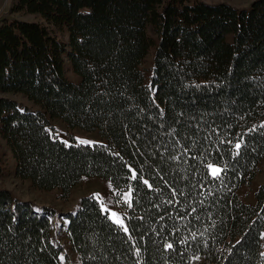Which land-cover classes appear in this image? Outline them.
<instances>
[{
    "label": "trees",
    "instance_id": "16d2710c",
    "mask_svg": "<svg viewBox=\"0 0 264 264\" xmlns=\"http://www.w3.org/2000/svg\"><path fill=\"white\" fill-rule=\"evenodd\" d=\"M9 12L33 17L0 22L15 177L62 199L87 176L129 194L127 232L92 195L62 215L76 264H264V183L252 204L237 193L264 158V0H12ZM55 118L105 142L66 144ZM55 216L0 189V264H62Z\"/></svg>",
    "mask_w": 264,
    "mask_h": 264
},
{
    "label": "rangeland",
    "instance_id": "374dc122",
    "mask_svg": "<svg viewBox=\"0 0 264 264\" xmlns=\"http://www.w3.org/2000/svg\"><path fill=\"white\" fill-rule=\"evenodd\" d=\"M206 3H227L237 9H248L250 3L254 0H202ZM12 0H0V22L2 19L17 17L20 19L31 20L33 17L31 15H11L9 12V7ZM152 54L153 49L147 54L146 58L142 63V70L145 77H148L150 70L152 68ZM66 77L72 81L77 82L79 77H77L72 70L66 64ZM1 96H8L16 100L20 105L27 106L34 110V106L23 96L18 94H4ZM51 130L59 139L66 144L80 143L81 140L90 141V144L94 143H104L105 140L99 135L97 131H86L80 128H68L64 122L59 119H51L50 121ZM1 149L4 153L2 156L3 164L0 167V189L9 190L13 196L21 201H31L40 207H50L56 213L52 219L54 223V239L57 244L62 249L61 259L62 264H76V255L72 252L68 241L65 238L64 227L66 225L64 221L63 214L67 212L74 211L78 205V201L81 197L92 195L97 198L103 210H105L110 219L122 226L124 229L127 227L125 214L129 202V194L123 192L116 196L115 191L112 189L109 180L97 177V176H87L76 184L71 192L68 199L60 198V191L54 190L51 192L38 191L32 187L28 180H20L14 175V161L9 153L4 142L0 139ZM216 167L213 165V168ZM212 170V168H211ZM213 172V170H212ZM264 183V158L261 160L257 167L256 174L254 178L249 182L240 187L237 191L238 196L246 203L254 202V192L259 185ZM112 213H116V216H112Z\"/></svg>",
    "mask_w": 264,
    "mask_h": 264
},
{
    "label": "snow or ice",
    "instance_id": "6c2138e0",
    "mask_svg": "<svg viewBox=\"0 0 264 264\" xmlns=\"http://www.w3.org/2000/svg\"><path fill=\"white\" fill-rule=\"evenodd\" d=\"M80 143L87 145V144H90L91 142L90 141H86V140H81ZM235 148L237 149V153L236 154L239 155V149L241 148V143H237L235 145ZM208 167L209 168H212L214 176L217 175L219 172L223 171L222 169L213 168V166L211 164H209ZM133 176L135 177V172H133ZM144 183L147 184L148 181L145 180ZM129 206L131 207V204H129ZM111 215L112 216H116L117 214L116 213H112ZM124 231L125 232L128 231L127 227L124 228ZM166 247L168 249H172L173 248V245L171 243H169V244H167ZM137 254H139V252H137ZM61 259H63V257H61Z\"/></svg>",
    "mask_w": 264,
    "mask_h": 264
}]
</instances>
